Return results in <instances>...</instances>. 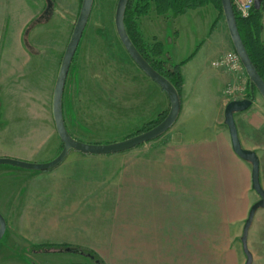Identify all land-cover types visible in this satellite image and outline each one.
Listing matches in <instances>:
<instances>
[{
	"label": "rangeland",
	"instance_id": "374dc122",
	"mask_svg": "<svg viewBox=\"0 0 264 264\" xmlns=\"http://www.w3.org/2000/svg\"><path fill=\"white\" fill-rule=\"evenodd\" d=\"M36 1L44 5L42 0ZM76 1L52 0L59 11L50 20L47 16L49 13L44 12L29 23L25 28L24 39L28 59L25 58L21 62L19 58L15 60L7 55L8 60L1 62L0 54V157L42 164L55 158L61 150V142L56 137L52 125L50 100L55 75L77 18ZM92 2L88 22L66 75L61 113L71 137L85 143L106 144L145 132L141 131V127L145 124L151 123L149 127L156 126V123H160L168 113L169 106L162 90L140 72L122 49L113 25V12L117 1L93 0ZM34 3L35 0H16L14 5L23 15L28 13V10L35 9ZM1 13H3L2 7ZM3 17L5 16L1 14L0 53L7 46L5 42L7 21H2ZM221 18L220 10L209 4L175 18L169 15L158 16L150 11L148 15L138 20V24L147 43L163 44L165 51L164 56H161L163 60L166 55L170 60L169 64L181 65L183 61L189 60L194 52L196 54L210 28L218 29L216 20ZM217 31L213 40L216 44L219 37ZM26 60L29 61L26 63ZM193 63L190 62L184 68L186 89L188 93L195 95L199 92V85L204 84L205 90L202 94L205 96L209 94V98L207 100L203 98L202 114L206 120L205 125L210 127L217 116V99L212 91L214 84L209 77L206 79L194 76ZM210 68V61L202 66V70H206L207 75H210ZM229 77L228 84L235 82L230 74ZM237 85L244 90L235 94V99H244L251 91L253 101L259 99L257 101L262 103L258 92L249 89L247 76L244 81H238ZM226 86L222 91L224 108L229 101L224 92ZM193 103L190 113L179 115L172 128L150 143L142 144L140 148L102 157L93 155L86 157L85 154L70 151L55 167L59 169L64 166H75L89 171V236L91 239H96L94 233L98 231L96 229H104L106 234L110 233L112 244L116 246L111 256H109L111 247L104 248L105 252L108 251L105 258L109 257L111 260L102 261L103 264H133L131 230L135 197L134 182L136 177L139 182L137 185L139 193L140 177H143V174L140 175L138 167L137 172L135 171V162L127 157L140 153L145 157L154 156L159 160L161 151L179 139L177 128L187 126L193 129L203 125L201 119H198L200 117L193 118L199 111L198 100ZM258 106L255 105L253 110L258 111ZM186 116L190 117L189 121L186 120ZM185 121L187 123H184ZM259 141L263 143L259 145L258 152L254 153L259 160V181L264 189V141ZM76 156L77 158L72 159ZM6 170H11L15 177H5V174H10ZM25 173L35 172L0 165V201L3 203V206L0 205V212L4 210L2 207L6 206L7 201L3 199L4 196L8 198V203L11 196L20 197L21 186L25 184L22 176ZM6 189L8 194L2 196ZM143 189L142 185L141 193ZM249 190L248 209L242 211H219L218 204L223 201V194L221 196L215 192L211 197L205 198L212 212L202 215V219L212 220L214 225L220 226H214L211 237L208 234L206 239L199 238V264H245L240 241L242 226L250 206L258 200L253 190ZM194 192L195 197L189 198H186V193H179L176 204L188 206L193 198L192 201L195 200V204L198 205L201 202L199 195L201 192ZM119 207L124 208L119 210L117 209ZM3 215L6 217L5 214ZM198 220H200L199 216ZM124 225L131 230H123ZM250 226L247 248L252 255V264H264V208L255 212ZM18 235V231H15L10 236L9 233L4 234L0 239V264H95L86 258V255L71 252L48 254L47 251H32L30 247L28 251L20 247L15 248L16 246L13 247L12 244L17 245L21 239ZM90 243L97 248V241ZM13 248L20 253L15 252L19 255L20 261L9 257Z\"/></svg>",
	"mask_w": 264,
	"mask_h": 264
},
{
	"label": "crops",
	"instance_id": "0c3cea01",
	"mask_svg": "<svg viewBox=\"0 0 264 264\" xmlns=\"http://www.w3.org/2000/svg\"><path fill=\"white\" fill-rule=\"evenodd\" d=\"M15 1L0 0V9L1 7L3 9L1 14L5 16L2 21H7V29H5L7 30L5 36L7 46L0 53L1 62L8 60L7 55L15 58V60L19 58L21 62L25 60L28 54L24 46L25 28L45 12L46 2L44 0H42L44 5L35 0V9L33 11L28 10V13H23V15L20 10L15 9ZM50 1L51 8L48 12L49 15H47L49 20L59 11L58 8H55L52 0ZM80 4L81 0H77L75 5L76 16ZM262 19L261 40L264 43V11ZM216 21L218 29L210 28L206 39L202 41L196 54L194 52L188 58L189 60L180 66L183 85L179 95L181 99L179 115L186 112L190 113L191 106L194 105L193 102L196 103L198 100L197 108L199 106V111L193 118L200 117L198 119H201L203 125H198L193 129L187 126L177 128L179 129L177 133L179 139L161 151L159 160L154 156L145 157L140 153L141 156L127 157V159L132 158L135 162V171L137 172L138 167L140 175L143 174V177H140V194L137 191L139 182L136 177L134 182L132 230L126 228V225L123 226V230L132 231L133 264H199L198 240L202 237L206 239L208 234L211 237L214 226H218L214 225L212 220L202 219V215L212 212L208 208L210 205L207 204L205 198L211 197L215 192L217 195L222 196L223 194L224 196L223 201L218 204L220 206L219 211L248 209L251 166L233 154L228 130L223 123L225 102L222 91L228 84L230 77L225 69H217L212 65L215 60L219 59V56L233 50V46L230 43L223 16ZM215 29L218 30L219 35L217 44L213 41ZM207 61H210V75L206 74V70H202V66ZM190 62H195L192 65L194 76L209 77L214 84L212 91L217 99V116L210 127L205 125L206 120L202 114L203 98L206 100L209 98V94L206 96L202 94V91L205 90L204 84L199 85V92L195 95H191L186 89L184 68ZM257 100L259 99H254L251 103L252 106L245 112L236 113V115L234 113L233 115L242 148L254 152H258L259 145L263 143L259 140L264 141V119H262L264 102L262 99V103ZM200 101H202L201 105ZM257 104L259 109L255 111L253 109ZM186 120L189 121L190 117L186 116ZM140 147L142 145L138 146V148ZM127 152L129 151L123 153ZM75 158L77 156L72 159ZM6 171L10 174H5V177H15L11 170ZM22 177L26 185L21 186L20 197L11 196L8 203V198L4 196L8 194V190L6 189L2 195L4 196L3 199L7 201L6 206L2 207L4 210L0 212L2 216H4L3 214L6 215L4 217L6 222L4 234L9 233L10 236L18 231V236L21 238L17 245L12 244L13 247L24 248L28 251V247L43 244L56 247L65 246L91 251L103 262L111 260L109 257L105 258L108 251L105 252L104 249L111 247L109 256L113 255V249L116 246L112 244L110 233L106 234L104 229H96L98 230L94 232L96 239H91L88 233V169L64 166L45 172L25 173ZM142 185L144 189L141 193ZM194 191L201 192L199 194L201 202L198 205L195 204V200L192 201L193 198L188 206L176 204L179 193L184 192L186 198H189L190 196L195 197L196 194L193 196ZM0 205L3 206L1 201ZM120 213L118 214L120 215ZM198 216L200 220H198ZM94 241H97V248L90 243H94ZM15 252L20 254L13 248L9 257L16 258L15 261H20L19 255ZM27 253L29 254V252Z\"/></svg>",
	"mask_w": 264,
	"mask_h": 264
},
{
	"label": "water",
	"instance_id": "95a60500",
	"mask_svg": "<svg viewBox=\"0 0 264 264\" xmlns=\"http://www.w3.org/2000/svg\"><path fill=\"white\" fill-rule=\"evenodd\" d=\"M46 3L45 13H48L51 8V1L44 0ZM93 0H81L79 12L77 14L76 21L72 26V31L69 40L66 44L65 50L61 61L59 63L58 72L52 87L51 95V118L56 132V137L59 138L62 148L59 154L50 161L42 164L28 163L11 159L7 157H0V165H8L24 170L34 172L49 171L58 166L67 156L70 151H76L85 155L93 156H110L120 154L131 149L138 147L139 145L150 143L167 130L173 127V124L177 121V118L181 111V100L173 84L164 78L160 73L156 72L150 64L143 59L138 49L135 48L131 39L128 37L124 24V12L129 0H116V6L113 18V25L117 38L122 45V49L125 50L130 60L137 66L141 73L145 75L153 84L162 90L168 100L169 111L166 116L161 120L159 124L150 128L148 131L138 133L137 135L128 137L122 141L106 143V144H91L79 141L68 133L63 120L62 112V98L63 91L75 50L78 47L80 38L85 29V25L88 22L89 16L92 10ZM222 16L225 21L226 30L229 35L230 43L233 46V50L241 62L242 68L245 70L248 81L253 85L255 92H258L262 101L264 102V82L261 80L256 68H254L250 57L247 54L245 45L241 41L240 33L237 30V20L235 19L234 8H232L231 0H220ZM261 0H254L253 7L259 9ZM252 101L248 98L241 100H233L225 104L223 111L224 125L226 126L229 134V142L231 143V150L233 154H236L239 159L249 163L251 166L250 178H251V190H253L258 196V200L253 203L249 210L248 216L243 224L242 233L240 236L241 248L245 255V264H252V255L247 248V235L250 229V225L254 219L255 212L264 208V189H262L259 181V160L254 151L249 149H243L238 139V133L236 130L235 120L233 118L234 113L245 112L250 108ZM6 230V222L4 217L0 214V239L4 235ZM66 252L75 254H82L81 250L68 248Z\"/></svg>",
	"mask_w": 264,
	"mask_h": 264
},
{
	"label": "trees",
	"instance_id": "16d2710c",
	"mask_svg": "<svg viewBox=\"0 0 264 264\" xmlns=\"http://www.w3.org/2000/svg\"><path fill=\"white\" fill-rule=\"evenodd\" d=\"M209 4L216 9H219L222 13L220 0H129L126 5L123 25L125 26L128 37L131 39L135 48L138 49L143 59L145 61L147 60L150 66L166 78L170 84H173L178 95H180L183 85L180 66L183 65L184 61L181 65H175L172 63L169 64L170 60L166 57V55L163 60L161 57L165 54L163 44L161 42H155L153 44L147 43L140 32L138 20L148 15L150 11H153L158 16L166 17L169 15L171 18H175L187 13L188 11L196 8H203ZM263 11L264 0H261L260 8L255 9L253 7L247 18L241 20L235 12V19L237 20V30L240 33L241 41L245 45L247 54L250 57L254 68H256L261 80L264 82V43L261 40V34L263 32ZM249 89H254L250 82ZM252 94L253 93L249 91L246 98L253 101ZM150 124L151 123L143 125L141 127V131H148L149 128L153 127H149ZM30 248H32V251L39 250L47 251L48 253H61L66 252L65 250L68 249L65 246L56 247L49 244L37 245ZM81 251L83 255H86V258H89L95 264H103L93 252L87 250Z\"/></svg>",
	"mask_w": 264,
	"mask_h": 264
},
{
	"label": "built area",
	"instance_id": "2783aa9c",
	"mask_svg": "<svg viewBox=\"0 0 264 264\" xmlns=\"http://www.w3.org/2000/svg\"><path fill=\"white\" fill-rule=\"evenodd\" d=\"M253 3L254 0H231L232 8H234V12H236L238 18L241 20L249 16L253 9ZM213 67L217 69H225L231 77L234 78L235 82L229 83L224 90L226 97L229 100L228 102L240 100L237 98L235 99V94L242 92L244 88H240L239 85H237V82L244 81L246 73L234 50L219 56V59L213 63Z\"/></svg>",
	"mask_w": 264,
	"mask_h": 264
},
{
	"label": "flooded vegetation",
	"instance_id": "af4514ba",
	"mask_svg": "<svg viewBox=\"0 0 264 264\" xmlns=\"http://www.w3.org/2000/svg\"><path fill=\"white\" fill-rule=\"evenodd\" d=\"M45 8H46V4H45V7H44V10H45Z\"/></svg>",
	"mask_w": 264,
	"mask_h": 264
}]
</instances>
